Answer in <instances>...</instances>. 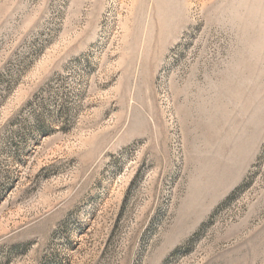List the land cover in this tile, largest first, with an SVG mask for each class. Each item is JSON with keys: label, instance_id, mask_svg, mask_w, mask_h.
<instances>
[{"label": "rangeland", "instance_id": "obj_1", "mask_svg": "<svg viewBox=\"0 0 264 264\" xmlns=\"http://www.w3.org/2000/svg\"><path fill=\"white\" fill-rule=\"evenodd\" d=\"M0 264H264V0H0Z\"/></svg>", "mask_w": 264, "mask_h": 264}]
</instances>
